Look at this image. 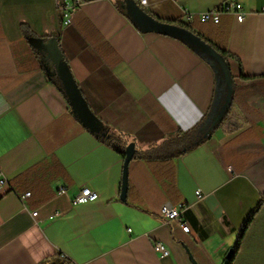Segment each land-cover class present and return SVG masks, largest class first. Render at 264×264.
Returning <instances> with one entry per match:
<instances>
[{"label": "crops", "instance_id": "obj_1", "mask_svg": "<svg viewBox=\"0 0 264 264\" xmlns=\"http://www.w3.org/2000/svg\"><path fill=\"white\" fill-rule=\"evenodd\" d=\"M83 1L63 27L62 0H0V175L12 188L0 193V264L57 257L67 264H222L264 198V0H236L244 19L222 15L217 24L196 15L229 0L140 5L162 22L185 24L204 47L141 29L127 14L131 0ZM21 23L57 40L108 142L73 115ZM213 50L228 54L231 99L243 122L204 138L200 128L216 108L214 64L206 60ZM179 133L201 143L174 155L188 147L166 142ZM124 140L135 152L121 200ZM83 188L98 199L73 206ZM26 192L21 203L17 194ZM165 204L181 209L189 233L159 216ZM158 242L164 257L154 252ZM230 264H264V203Z\"/></svg>", "mask_w": 264, "mask_h": 264}, {"label": "water", "instance_id": "obj_2", "mask_svg": "<svg viewBox=\"0 0 264 264\" xmlns=\"http://www.w3.org/2000/svg\"><path fill=\"white\" fill-rule=\"evenodd\" d=\"M125 8L133 23L141 29L154 31L164 35L174 36L179 39L181 38L182 41H185V43L190 42L194 46L204 47V43L201 42L192 32L171 24L161 23L159 21L153 20L133 2L127 3ZM30 44L37 51L43 53L49 60L50 64L53 66L61 84L63 85L65 95L68 99L67 103L73 115L75 117L77 116L80 120L79 122L92 133L95 131H101L102 124L99 123V121L91 114L89 108L87 107L75 81L71 76L67 63L65 62L62 52L58 46L57 40L52 38L47 41H43L42 39L37 38L31 40ZM206 60L209 63L214 64L213 70L215 75L216 108L211 111L202 127L200 128V132H205L206 134L204 135V138L210 134V131H213L215 129V127L224 116L231 99L232 91L230 75L225 74V67L227 71L228 69L226 65L224 67L221 58L214 51H211L210 57H206ZM134 152L135 149L133 143H129L125 146L123 177L120 195L121 200H125L127 192V166L128 163L132 160ZM233 256L234 250L230 248L226 252L222 264H230Z\"/></svg>", "mask_w": 264, "mask_h": 264}, {"label": "built area", "instance_id": "obj_3", "mask_svg": "<svg viewBox=\"0 0 264 264\" xmlns=\"http://www.w3.org/2000/svg\"><path fill=\"white\" fill-rule=\"evenodd\" d=\"M140 5L145 3V0H139ZM83 0H62L60 5L61 15H62V25L63 27H68L72 25L73 18L75 14L79 11V9L83 6ZM245 11L242 5L237 2L236 0H229L218 7H214L202 13L196 15L198 21L200 23H213L217 24L219 19L222 15H231L235 18L236 21L241 22L244 19ZM193 15L190 13H185V18L187 21L192 19ZM231 171L230 168H228ZM12 188L10 187L8 181L0 175V193H5L7 191H11ZM63 188L58 189V194L64 193ZM30 196V192L17 194L18 199L21 203ZM199 196V195H198ZM200 197V196H199ZM98 199L97 193L92 191L89 188L81 189L71 200V204L81 205L86 203L94 202ZM182 211L179 208L172 207L168 204L162 205L158 211L160 217H162L167 223L173 225L174 227H178L183 233H189L188 225L182 220ZM37 214L36 211L31 212L32 217H35ZM59 213H54L50 219L58 216ZM154 252L159 257H164L167 254L162 243L158 242L153 247Z\"/></svg>", "mask_w": 264, "mask_h": 264}, {"label": "trees", "instance_id": "obj_4", "mask_svg": "<svg viewBox=\"0 0 264 264\" xmlns=\"http://www.w3.org/2000/svg\"><path fill=\"white\" fill-rule=\"evenodd\" d=\"M137 7H139L145 14H147L149 17H151L153 20H156V21H159L161 23H165V22H162L160 21L159 19H157L155 16H153L152 14H150L149 12H147L146 10H144L140 4H139V1L138 0H131ZM128 14V12H127ZM166 24H171V25H174V26H177L179 28H183V29H186L188 31H190L189 27L186 26L185 24L183 23H166ZM20 28H21V31L25 37V39L27 40V42H29L30 44V41L33 40V39H37L39 37H36L29 29V27L27 25H25L24 23H21L20 25ZM191 32V31H190ZM193 33V32H192ZM194 34V33H193ZM195 36H197V38L205 43L203 41L202 38H200L198 35L194 34ZM47 38L49 36H46ZM44 41V38H40ZM181 39V38H180ZM182 40V39H181ZM184 41V40H183ZM185 42V41H184ZM187 44L189 45H192V43L190 42H186ZM31 46V44H30ZM32 47V46H31ZM33 51L35 52V54L37 55V58L42 66V69L45 73V75L47 76V78L57 87V89L61 92V94L65 97L66 100L67 99V96L65 95V91H64V88H63V85L61 84L53 66L50 64L49 60L45 57V55L39 51H37L35 48H33ZM214 51V50H213ZM217 55L221 58V60L223 61V64H224V67H225V60H226V57H228V54L225 52V51H219L217 50ZM204 58V56H203ZM65 60V59H64ZM66 62V61H65ZM225 74H229V72L226 70V67H225ZM230 75V74H229ZM240 77L241 78H249V77H245L244 75L240 74ZM81 93V92H80ZM82 95V94H81ZM77 120H79V118L76 116ZM242 119L239 115V113L235 110L234 108V104H233V101L232 99H230L229 101V104L227 106V110L224 114V116L222 117L221 121L218 123V125L215 127V130L217 129H221L222 132L224 133H229V132H234L236 130H238L241 125H242ZM100 123V122H99ZM97 137L101 138L103 141L105 142H108L109 139L106 138V135H108V132H107V128L104 127L102 125V130L101 131H95L93 132ZM181 133H179V137L177 136V138H170V139H167V143H169V145H173V144H176L177 145V142L176 141H183V142H187L188 141V147L185 148V150L181 151L180 153L179 152H176L174 153V155L176 154H181L185 151H187L188 149H191L193 147H195L197 144L201 143V140L198 141L197 143H191L189 142V134H182L180 135ZM120 137V136H119ZM121 138V137H120ZM179 143V142H178ZM128 144V141L127 140H124L120 143L119 145V153L120 155L124 158V148L125 146ZM166 149L168 148L167 146H163V149ZM264 203V198L261 199L258 204L251 210V212L246 216V218L243 220L237 234H236V238H235V242L232 246V249L234 250V254L239 250V246H240V243H241V240L243 238V235L245 233V231L247 230V228L249 227L250 223L252 222L253 218L255 217V215L257 214V212L259 211V209L262 207ZM233 259V258H232ZM53 264H67V261L66 260H63V259H59L57 257L56 260L53 261Z\"/></svg>", "mask_w": 264, "mask_h": 264}]
</instances>
